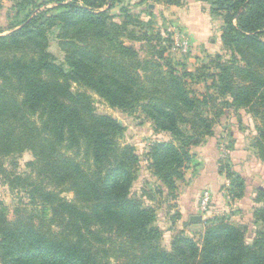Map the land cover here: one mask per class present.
I'll list each match as a JSON object with an SVG mask.
<instances>
[{
	"label": "trees",
	"instance_id": "obj_1",
	"mask_svg": "<svg viewBox=\"0 0 264 264\" xmlns=\"http://www.w3.org/2000/svg\"><path fill=\"white\" fill-rule=\"evenodd\" d=\"M70 1L28 12L9 34L0 33V174L28 197L12 218L0 208V264H264V231L248 241V229L224 217L204 222L200 244L177 235L164 249L154 210L130 195L140 157L120 143L122 124L96 114L90 96L127 114L140 109L154 132L170 135L152 145L145 161L171 196L191 164L190 149L213 134L223 113L212 111L219 98L224 109L253 117V148L264 164V0H211V13L223 16L221 41L231 59L217 63L216 73L202 72L198 84L211 80L202 94L184 63H172L152 45L164 41L160 34L136 37L128 26L143 22L124 9L122 22L113 21L115 0ZM154 1L179 7L183 0ZM25 4L40 9L18 0L17 17ZM55 26L65 67L48 51L47 31ZM124 38L145 42L148 57ZM25 152L33 158L28 173L4 168L3 159ZM223 170L231 199H241L242 178ZM263 200L258 188L254 202ZM259 224L264 207L252 213V225Z\"/></svg>",
	"mask_w": 264,
	"mask_h": 264
},
{
	"label": "rangeland",
	"instance_id": "obj_2",
	"mask_svg": "<svg viewBox=\"0 0 264 264\" xmlns=\"http://www.w3.org/2000/svg\"><path fill=\"white\" fill-rule=\"evenodd\" d=\"M57 1L64 2L57 3ZM17 2L18 0H0V33L2 35L9 34L14 30L28 12L31 13L32 17L37 12H46L63 3L69 4L71 1L33 0L35 4L40 6V9L38 11L31 10L29 4H25V6L27 5L25 11L20 12L18 17L15 13L19 8H15L17 10L13 8ZM211 2V0H183L182 5L176 7L166 6L154 0L143 3L141 0H115L114 7L109 10V14L113 17L114 22L119 23L123 20L124 14L121 10L124 9L142 21V28L134 20L128 26V30L135 31L136 37H139V33L144 32L154 37L160 34V40L164 41L157 45L155 39L152 45L161 49L164 48V56H167L172 63H184L187 69L194 73L196 85L191 86L198 94H202L208 92L205 88L206 83L211 84V80L197 83L202 72L204 71L205 74L216 73L217 63L231 59L230 53L224 49L221 41V33L224 28L223 16H215L211 13ZM50 14L48 13V16ZM189 28L191 30H187ZM188 31L193 32V34H189ZM59 35V26L47 31L48 51L57 64L65 67L64 54L59 48L61 42ZM261 39L264 41V36ZM123 40L139 49L142 58L148 57L147 52L150 48H147L145 42L129 41L127 38ZM183 41H187V44L184 45ZM217 55L221 57V60H216L215 56ZM203 67L207 69L202 70ZM176 68L179 70V67ZM188 82L190 83L189 79ZM73 89H76L74 85ZM90 96L96 114L110 116L122 124L124 131L119 138L120 143L134 147L136 154L140 157L141 163L136 180L131 185L130 195L138 198L142 206L154 210L155 225L161 231L160 244L164 249H171L173 238L177 235H182L200 244L204 234V222L216 217H224L234 224L245 226L248 229V241L254 238L255 232L264 231L263 224L252 225L251 213L255 208L264 207V200L258 204L249 201L250 197L253 201L256 198L258 187L264 191V164H260L253 148L256 123L245 110L224 109L219 100L221 98L214 103L212 111L220 109L223 110V113L214 120L212 136L205 138L199 145L202 146L197 147L204 149L213 146L215 159L207 156L206 151H199L197 150L199 148L195 147L191 148L192 161L190 167L184 170L183 179L176 181V190L174 196H171L166 188L148 171L145 161V155L150 151L152 145L157 142L169 141L170 135L164 132H154L153 123L140 109L132 114H127L111 108L92 93ZM208 107H212V104ZM207 115L211 116L209 113ZM232 154L235 162H244L243 168L234 166ZM32 161L33 158L28 152L12 159L2 160L6 170L17 174L28 173L27 164ZM221 166L229 167L232 173L238 174L242 178L245 189L241 199H231L230 181L225 177V170L220 173ZM212 174L215 178H212ZM200 177L208 179L211 186L204 188L197 185L196 188ZM221 189L224 191L222 194ZM190 192L195 195L193 197L195 205L191 206L188 204ZM206 192L210 194V202L203 211L201 202ZM63 196L67 199L72 198L70 193L63 194ZM180 197H183L182 203ZM217 197L221 200L219 205L223 204L224 209L221 206L216 207ZM26 204H28L26 193L18 188L12 189L6 178L0 174V208L6 211L7 217L12 218L15 209ZM214 208L216 209L214 210ZM211 211H216V213L210 215ZM190 213L195 214L193 216H200L202 222L193 224L187 218L182 220L184 214Z\"/></svg>",
	"mask_w": 264,
	"mask_h": 264
},
{
	"label": "crops",
	"instance_id": "obj_3",
	"mask_svg": "<svg viewBox=\"0 0 264 264\" xmlns=\"http://www.w3.org/2000/svg\"><path fill=\"white\" fill-rule=\"evenodd\" d=\"M187 30H191V28H189V29H187ZM189 32V31H188ZM189 34H193V32H189ZM202 146V145H201ZM201 146H199V147H201ZM199 147H195V148H199ZM197 150H202V151H206L207 152V156H209V157H213V160L215 159V153H214V148H213V146H211L210 148H204V149H202V148H199V149H197ZM197 150H194V151H197ZM192 151V150H191ZM192 153V152H191ZM194 154H195V152H193ZM233 154H232V162H233V164H234V166L235 167H240V168H243V163L244 162H239V163H237V162H235V160H233ZM260 162V161H259ZM246 164V163H245ZM260 164H262L261 162H260ZM263 165V164H262ZM190 167V165L188 166V168ZM186 176V175H185ZM204 176V175H203ZM262 177V176H261ZM201 178V177H200ZM212 178H215L214 177V174H212ZM257 179H259V177H257ZM197 185L198 186H200V187H204V188H206V187H208V186H211V183H210V181L208 180V179H203V178H201L200 180L198 179V181H197V184H196V188H197ZM259 188V187H258ZM212 189H214V187L212 186ZM193 191H194V189H193ZM222 193H224V191H223V189H221V194ZM193 197H195V195L192 193V192H190V194H189V196H188V204L191 206V205H195V202H193ZM182 200H183V197H180V202L182 203ZM184 201H185V199H184ZM217 201H218V203H216V207H222V209H224V205L223 204H221V205H219V203L221 202V200L217 197ZM249 201L251 202V203H253L254 204V201L251 199V197L249 198ZM215 203V202H214ZM237 203V201L235 202V204ZM189 206V207H190ZM213 209V208H212ZM216 208H214V210H215ZM216 213V211H211V214L210 215H212V214H215ZM193 215H195V214H192V213H190V214H188V215H183V217H182V220H184L185 218H187L188 220H190V217L191 216H193ZM251 216H252V213H251Z\"/></svg>",
	"mask_w": 264,
	"mask_h": 264
},
{
	"label": "built area",
	"instance_id": "obj_4",
	"mask_svg": "<svg viewBox=\"0 0 264 264\" xmlns=\"http://www.w3.org/2000/svg\"><path fill=\"white\" fill-rule=\"evenodd\" d=\"M183 42H184V41H183ZM183 44H184V45L187 44V41H185ZM209 195H210V194H209L208 192H206V193L204 194V199H203L202 202H201V208H202L203 211L208 207V204H209V202H210V200H209Z\"/></svg>",
	"mask_w": 264,
	"mask_h": 264
},
{
	"label": "water",
	"instance_id": "obj_5",
	"mask_svg": "<svg viewBox=\"0 0 264 264\" xmlns=\"http://www.w3.org/2000/svg\"><path fill=\"white\" fill-rule=\"evenodd\" d=\"M189 221L193 224H199L202 222V219L200 216H191Z\"/></svg>",
	"mask_w": 264,
	"mask_h": 264
}]
</instances>
